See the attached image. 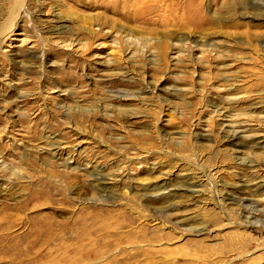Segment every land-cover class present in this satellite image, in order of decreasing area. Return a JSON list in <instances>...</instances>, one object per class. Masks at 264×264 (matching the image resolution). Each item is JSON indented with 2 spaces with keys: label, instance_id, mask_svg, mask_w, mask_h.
<instances>
[{
  "label": "rangeland",
  "instance_id": "1",
  "mask_svg": "<svg viewBox=\"0 0 264 264\" xmlns=\"http://www.w3.org/2000/svg\"><path fill=\"white\" fill-rule=\"evenodd\" d=\"M263 185L264 0H0V264H264Z\"/></svg>",
  "mask_w": 264,
  "mask_h": 264
},
{
  "label": "bare ground",
  "instance_id": "2",
  "mask_svg": "<svg viewBox=\"0 0 264 264\" xmlns=\"http://www.w3.org/2000/svg\"><path fill=\"white\" fill-rule=\"evenodd\" d=\"M237 133H239V131H237ZM237 136H238L237 134L232 133L230 135V137L232 139H229V140L230 141H233V139L236 138ZM96 180H97V178H96ZM186 181L188 182V185H186L185 187L183 186V188L181 187V189H183L185 191H188V192H191L194 197L201 196L203 190L199 187L200 184L194 182L195 180L191 181L190 179H188ZM261 188H263V187H261ZM159 193L172 195V192L170 191V188H169V190H162L161 192H158V194ZM234 198H235L234 200H236L239 203V206H243L244 205L243 204L244 201L245 202H248V201L249 202L250 201L257 202L258 201L260 203V202H263V200H264L263 198L260 199V198L255 197V196L254 197H252V196H250V197L244 196V197H240V198H237V197H234ZM243 208L246 209V207H244V206H243ZM255 215H257V214H254L253 212H250L249 210H245V213L244 214L242 213V217H244L245 218L244 220L247 221V222H251L250 219L257 218V216L255 217Z\"/></svg>",
  "mask_w": 264,
  "mask_h": 264
}]
</instances>
